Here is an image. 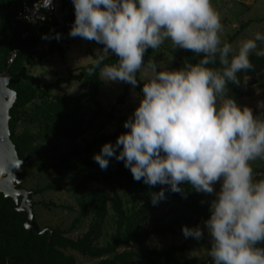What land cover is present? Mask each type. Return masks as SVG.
<instances>
[{"label": "clouds", "instance_id": "obj_1", "mask_svg": "<svg viewBox=\"0 0 264 264\" xmlns=\"http://www.w3.org/2000/svg\"><path fill=\"white\" fill-rule=\"evenodd\" d=\"M75 19L69 35L103 45V55L88 69L106 81L136 88L137 73L149 48L165 41L201 57L180 69L157 71L143 82V95L125 120L127 131L116 142H105L94 161L107 170L111 158L123 162L135 181L150 187L153 206L165 200V189L186 198L182 184L211 195L210 236L214 264H264V178L255 180L251 161L264 160V118L227 95L228 84H239L238 73L253 69L250 54L264 43L224 42L223 25L211 0H72ZM51 6L50 3L46 7ZM46 38V37H42ZM56 39L60 34L56 33ZM114 53L115 64L104 63ZM264 56V51L256 53ZM219 183L217 191L215 185ZM203 203V202H202ZM185 238L201 240L199 227L182 226Z\"/></svg>", "mask_w": 264, "mask_h": 264}, {"label": "trees", "instance_id": "obj_2", "mask_svg": "<svg viewBox=\"0 0 264 264\" xmlns=\"http://www.w3.org/2000/svg\"><path fill=\"white\" fill-rule=\"evenodd\" d=\"M20 2L21 0H0V12H4L6 16V22L0 20V74L7 71V75L10 76L9 86L17 94L10 110L9 123L11 139L18 155L26 161L19 173L24 179L28 173V163L45 166L43 162L33 158L37 152L35 142L39 137L50 133L52 139L69 136L76 141L93 129L96 121L106 112L100 100L103 79L99 77V70L92 75L88 72L93 62L99 58L98 55L94 56L93 61L79 65L70 75L59 77L43 87L35 85L37 77L31 73L30 68L40 64L45 58L57 53L62 56L66 54L65 35L69 34L75 19L72 0H61L60 16L63 19L61 26H58L56 17L53 23L56 26L52 23L34 25L23 19L15 20L13 23ZM240 28L225 42L232 44L243 25ZM56 33L60 34V39L55 38ZM99 45L103 48V45ZM149 50L150 48L147 52ZM13 53L15 54L12 57ZM200 58L202 56L198 57L193 52L183 49L179 63L182 68L185 63H196ZM249 59L254 66L253 69L238 73L239 84H228L227 95L236 102L241 101L247 77H252L253 80L264 79V56L252 52ZM117 60L118 57L114 53L104 57L106 64H115ZM137 79L142 80L140 71L137 73ZM142 81L136 87L141 97ZM72 82L80 84L75 94L53 92L55 88ZM130 86L123 82V92L118 96V103L125 102ZM86 102L92 104L91 112H89L91 106ZM24 123L37 124L40 128L39 135H35L27 127H22ZM125 131L127 129L121 127L113 134H101L88 147L92 150L100 139H108L114 144L117 136ZM82 151L76 147L52 163L60 174L88 172L82 181L69 189L81 190V194L78 217L67 229L60 226L41 228L39 224L38 231L27 229L25 226L27 211L16 208L13 199L0 191V264H78L77 258L69 253L68 249L98 258V264H135L138 261L155 260L175 264H181L182 261L188 263L180 255L185 250V245L149 247L143 243L152 236L164 238L175 234L182 230V226L205 227L204 221L210 217L209 203L214 197L197 193L190 185L182 184L181 187L186 192L184 198L180 193L172 192L170 186H163L167 198L153 206L150 193L160 191L162 186L157 185L153 188L144 184L142 180L135 181L122 161L113 172L104 175L103 183H93L98 178L94 179L91 172H100L97 169L99 165L89 157L82 161L71 160ZM251 167L257 179L264 178V168L254 165ZM113 176L117 179H113ZM114 182L119 183V186L112 184ZM107 184H112L110 200ZM20 186L24 184L21 183ZM56 187L49 185L30 190L39 193L47 188ZM121 188L124 194L121 193ZM125 195H131V198H126ZM110 211L115 221V231L111 240L101 244L99 241L103 236ZM88 217H91V220L87 230L78 237H72L69 234L71 230ZM34 221L37 223L35 215Z\"/></svg>", "mask_w": 264, "mask_h": 264}, {"label": "rangeland", "instance_id": "obj_3", "mask_svg": "<svg viewBox=\"0 0 264 264\" xmlns=\"http://www.w3.org/2000/svg\"><path fill=\"white\" fill-rule=\"evenodd\" d=\"M231 2V1H230ZM212 6L219 13L221 23L223 25V32L221 33L222 40L225 42L229 36L243 25L242 30L237 34L233 41V47H237L239 41L244 39H254L257 32L264 35V0H253L252 5H247L232 1V4L226 3V0H211ZM0 20L6 22V16L4 12H0ZM64 45L66 46V54H55L45 58L40 64L30 68L34 77H37L35 85L43 87L45 84L63 76L70 75L74 72L79 65L86 64L94 60V56L99 57L103 55L102 47L95 41H87L79 37L73 38L69 34L65 35ZM258 47L253 50L257 53L264 51V43L257 41ZM183 54V49L174 48L170 40L165 41L156 51L150 50L146 53L145 65L142 66L140 71V78L143 81H147V78L151 76V71L147 67L149 59H154L158 65L157 71L167 68L180 69L179 56ZM80 88L79 82H72L69 84H63L53 90L54 93H72L75 94ZM123 92V82L120 81H106L103 80V84L100 90V100L104 105L105 114L100 117L95 124V127L89 130L85 135L81 136L76 141H73L69 136H59L52 139V134L47 133L39 137L36 140L37 152L33 156L36 161H41L45 166H39L35 164H27L28 173L26 177L22 179L24 187L30 190L35 187H47L49 185L57 186L56 188H47L43 192H32L31 200L33 201V213L35 212V219L37 224L41 228L60 226L64 229L69 228L74 220L78 217L79 210V196L81 190H69L74 187L80 181H82L87 171L63 173L60 174L57 167L52 163L58 161L60 157L78 147L83 151L80 154L71 158L72 161H82L89 157L93 159V154L98 153L101 146L105 142H109L108 139H100L96 143L92 150L89 149V144L99 135L113 134L117 129L123 127L125 120L134 112L135 108L139 104L140 94L130 86L129 93L125 98V102L118 103V96ZM241 106L250 107L254 114L264 118V79L253 80L252 77H247L245 80V90L241 97V101L237 102ZM91 106L89 112L92 111V104L86 102ZM22 127H27L35 135H39L40 128L37 124L24 123ZM52 139V140H51ZM26 161L24 160V163ZM24 163L21 165V171ZM118 161L113 158L110 162L107 170H101L100 172L92 173L94 179L93 183H103L104 175L113 172L118 165ZM251 165L264 168V160L256 159L250 162ZM102 171V172H101ZM113 179H117L113 176ZM254 179L256 174H254ZM119 186V183H112ZM112 184H107V193L110 196V187ZM220 184L215 185V189L218 191ZM123 193V189H120ZM127 198H131V195H125ZM110 211L109 216L105 222L104 233L100 239L101 244L107 243L112 239L115 231V221L113 214ZM91 217H88L82 223L77 224L76 228L69 233L72 237H78L82 235L88 228ZM38 226V227H39ZM204 231V236L201 240L194 238H185L182 230H179L175 234H170L164 238H158L152 236L143 245L149 247H167L170 245H185V250L180 253L184 260L181 264H214L212 258L209 256L210 251V236L205 227L201 228ZM69 253H72L77 258L78 264H98V258H92L81 254L79 251L68 249ZM135 264H175L173 262H165L163 260L155 261H138Z\"/></svg>", "mask_w": 264, "mask_h": 264}, {"label": "water", "instance_id": "obj_4", "mask_svg": "<svg viewBox=\"0 0 264 264\" xmlns=\"http://www.w3.org/2000/svg\"><path fill=\"white\" fill-rule=\"evenodd\" d=\"M57 16H60L61 0H56ZM10 76L7 71L0 74V191L5 196L13 199L16 208L27 211L25 226L27 229L39 230L34 221L32 191L24 186H20L22 179L19 175L24 159H21L16 150V146L11 139L10 131V110L16 101V91L9 86Z\"/></svg>", "mask_w": 264, "mask_h": 264}, {"label": "built area", "instance_id": "obj_5", "mask_svg": "<svg viewBox=\"0 0 264 264\" xmlns=\"http://www.w3.org/2000/svg\"><path fill=\"white\" fill-rule=\"evenodd\" d=\"M50 3V0H21L17 13L13 18L15 20H27L31 24H53L54 17L58 19V26H61L63 22L57 16V3L56 0H51V6L46 7ZM54 25V24H53ZM56 26V25H54ZM57 26V27H58ZM15 53L12 54V57Z\"/></svg>", "mask_w": 264, "mask_h": 264}, {"label": "crops", "instance_id": "obj_6", "mask_svg": "<svg viewBox=\"0 0 264 264\" xmlns=\"http://www.w3.org/2000/svg\"><path fill=\"white\" fill-rule=\"evenodd\" d=\"M230 1L231 2L234 1V3H235V2H238L239 0H226V3L232 4ZM240 1H241V3H245L247 5H252L253 0H240Z\"/></svg>", "mask_w": 264, "mask_h": 264}]
</instances>
